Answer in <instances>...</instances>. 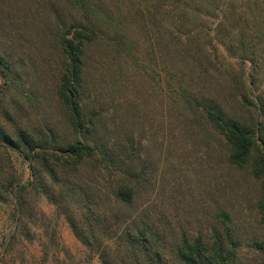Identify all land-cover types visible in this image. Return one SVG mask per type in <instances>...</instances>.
<instances>
[{
    "label": "rangeland",
    "instance_id": "1",
    "mask_svg": "<svg viewBox=\"0 0 264 264\" xmlns=\"http://www.w3.org/2000/svg\"><path fill=\"white\" fill-rule=\"evenodd\" d=\"M95 2L112 5L122 37L102 26L85 45L80 102L90 132L80 135L57 90L65 61L59 38L84 26L83 15L70 0H0L8 64L0 65V133L16 139L24 129L48 148L98 141L119 162L99 156L62 169L50 200L27 185L36 182L30 162L0 148V264H181L182 237L210 243L217 231L228 249L226 228L237 242L230 264H264L253 248L264 243V179L229 163L226 140L200 106L216 100L227 117L264 137V1L263 11L237 12L215 31L165 11L156 20L152 0ZM175 21L193 27L173 31L172 45ZM220 35L230 44L213 45ZM39 166L31 163L36 173ZM128 172L137 177L130 204L113 196ZM19 197L25 204L17 210L12 198ZM139 228L148 256L127 241Z\"/></svg>",
    "mask_w": 264,
    "mask_h": 264
},
{
    "label": "trees",
    "instance_id": "2",
    "mask_svg": "<svg viewBox=\"0 0 264 264\" xmlns=\"http://www.w3.org/2000/svg\"><path fill=\"white\" fill-rule=\"evenodd\" d=\"M70 1L83 15L85 24L84 26H76L72 33L68 30L59 38V44L65 61L60 73L57 93L68 115L72 129L74 132L84 135L85 132H90L89 127L84 126L85 118H83L82 115L83 111L80 102L82 99L81 93L85 84L83 72L85 65V45L98 39L101 34L100 31L102 30V26L121 37L122 35L118 30V23L114 20L112 5L102 3L96 5L94 4L96 3L95 0ZM263 1L264 0H152V3L155 13L153 16L156 20H160V14L163 13L161 11H165V16L170 15L171 18H197L198 22L195 24L196 29L215 31L217 28L225 29L226 20L228 18H233L234 14L237 12L242 14L247 10L253 12L255 9L263 11L261 4ZM136 5L137 12L140 13L141 9L139 4L137 3ZM150 22L155 23L159 21ZM119 24L121 25L122 23L119 22ZM192 27L191 21H175L172 27L173 30H169L171 33V44L173 45L174 43L172 42L174 35L173 31H183L185 29L190 31ZM228 34L230 36V32ZM229 36L220 35L218 38L213 37L215 40L213 45L216 43H218L216 46L229 45ZM177 39L176 36V40ZM0 65L8 68V64L1 54ZM200 106L202 111L206 114V119L211 126L222 134L226 140L229 146V163L238 168L249 165L253 177L264 179V137L256 136L254 130L251 128L235 119L227 117L216 100L204 98ZM90 122L93 123L91 118ZM85 141L86 140L77 139L65 146L58 145L56 148H48L44 147L41 141L37 140L31 133L24 129H18L16 139L12 138L7 132L1 131L0 133V148L4 152H6L7 149L16 151L26 161L30 162V170H32V175H34L36 182H29L27 185L33 190L45 193L50 200H54V198L49 196L48 188L60 182V171L62 169L71 168L76 170L83 162L96 159L99 156H102L107 164H119L118 159L113 154L116 153V151H111V149L98 141H92L90 143ZM33 162L40 165L37 173L33 171L34 168L31 167V163ZM129 173L130 172H128V174L124 173V176H126L123 177V180L116 186L113 196L117 201L130 204L133 200L132 183L134 180L136 181L137 177ZM12 183L13 182H9L6 186V188L8 187L7 194L11 197H13V189L15 188ZM1 185L0 182V188L3 187ZM20 188H24V186L21 185ZM68 190L72 191V188L63 191L67 193ZM12 199L15 201L17 210L23 208L25 204L24 200L20 197ZM260 209L262 212V221L264 222V183L260 200ZM69 221L75 230V220L70 219ZM127 236L128 243L138 245L139 250L142 251L144 255L148 256V239H146L144 230L139 228L135 236L130 233H127ZM225 241L230 245L228 249L224 248L225 242L222 241L217 231L213 232L212 241L210 243L205 242L200 236H197L191 241L186 237H182L176 250L178 260L181 264H230L234 256L233 247L237 245V242L231 237L228 228L225 229ZM253 248L264 256V243L254 242ZM156 255L159 257L157 252ZM104 264H108L105 259Z\"/></svg>",
    "mask_w": 264,
    "mask_h": 264
}]
</instances>
